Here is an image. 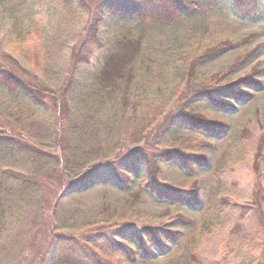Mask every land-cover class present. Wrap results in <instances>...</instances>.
Listing matches in <instances>:
<instances>
[{
    "label": "rangeland",
    "instance_id": "rangeland-1",
    "mask_svg": "<svg viewBox=\"0 0 264 264\" xmlns=\"http://www.w3.org/2000/svg\"><path fill=\"white\" fill-rule=\"evenodd\" d=\"M103 8V0H0L2 65L56 93L73 79L68 113L50 96L38 104L0 85V130L13 122L21 146L0 149V179L15 188L2 193L11 195L0 215V264H89L83 251L104 264H264V0H257L255 17H241L230 3L215 0L168 22L108 11L102 19ZM123 38H139L141 53L132 64V83L113 92L98 75ZM195 50L212 55L197 75L230 72L244 58L230 79L250 74L262 87L234 111L204 110L206 119L225 128L222 136L181 127L158 138L161 118L143 129L149 106L176 108L185 87L183 57ZM123 96L130 102L124 104ZM148 140L161 150L208 158L210 166L193 174L177 165L161 167L163 182L176 189L188 193L199 184L200 207L158 201L140 177L130 179L128 188L101 183L69 189L89 167L114 163ZM22 176L32 179L28 186L20 184ZM147 227L179 230V240L168 243L167 253L142 261L122 231L142 237Z\"/></svg>",
    "mask_w": 264,
    "mask_h": 264
},
{
    "label": "trees",
    "instance_id": "trees-1",
    "mask_svg": "<svg viewBox=\"0 0 264 264\" xmlns=\"http://www.w3.org/2000/svg\"><path fill=\"white\" fill-rule=\"evenodd\" d=\"M213 1L215 0H103V5L107 9L103 8L101 18L103 19L104 17V11H108L114 16H139L144 18L146 15H150L156 17L159 21L168 22L174 21L178 17L193 15L202 4ZM217 1L230 3L234 12L241 17H255L258 15L257 0ZM93 25L95 27H91L94 31L92 39L94 38L93 40L97 42L99 41L97 38L99 26L97 22ZM140 43L139 38H123L120 42V49L107 57L98 75L100 84L104 88H107L106 90L114 92L121 87L122 82L126 84L132 83L135 74L132 64L137 55L139 56L141 53ZM188 56L183 57V68L180 70V76L181 83L185 81V87L177 99L178 105L176 108L166 111L167 108L160 103L149 106L148 117L144 118V121L147 120V123L143 124V129H146L151 123L161 118L157 126L160 135L158 138L164 137L176 128L181 127L202 135L222 136L226 131L225 128L218 127L206 119L204 110L234 111L236 103L240 104L247 101L251 97L252 91L262 87L263 83L253 78L250 74L237 80L230 79V74L234 72V69L244 63V58H239L232 65V68H230V72L202 77L197 75L198 68L212 55L208 51L198 54L195 50L191 57ZM87 60V58H82L80 62H86ZM2 64L0 57V85L6 87L11 94L28 98L38 104H47L46 99L50 96L54 98L55 106L60 112L68 113L70 111L69 95L73 86L72 78H69L62 90L56 93L47 89L41 82L27 80L22 75L8 70L9 68L6 69L3 66L4 64ZM253 73L255 75L257 70L253 69ZM178 87L176 86V88ZM176 95L178 94L175 93L173 97ZM122 99L124 104L130 102L129 96H123ZM13 129H16V127L11 122L10 127L7 126L5 129L0 130V149L12 151L16 148L21 150V146L17 147L16 144L19 132H13ZM206 144L204 142V145ZM21 145L23 148L28 149V151L31 148V146L25 147L24 144ZM157 146L148 140L142 148L127 150L120 154L119 157L113 158L114 163L106 162L102 168L100 166L89 167L90 169L88 168L82 176L80 175L74 179V183L69 189L73 192H78L101 183H111L114 186L128 188L130 179L140 177L143 189L156 200L169 203H182L193 208L200 207L202 205V196L199 184L193 186L188 193L176 189L163 182L161 167L163 163L177 165L185 173L193 174L197 169H204L210 166L208 158L200 153L191 154L178 148L161 150ZM22 177L20 184L28 186L32 179L25 176ZM22 186H18V189ZM220 186L221 182L215 187L213 198L216 197V191ZM14 189L4 187V183L0 179V215L3 214L6 202L10 200L11 195H2V193L11 192ZM259 197L260 194L257 192V195H255V206L258 209L261 207ZM213 198L210 197L208 201H212ZM143 230L145 234L142 237H139L138 233L134 231L128 232L129 234L126 231H122L126 235L124 238L133 246L132 252L134 256L142 261H148L158 254L167 253L168 243L179 240V230L164 228L149 229L148 227ZM144 238L146 241L143 244ZM102 242L107 243L105 239ZM92 243L96 248L101 247V241L96 238L92 240ZM58 244L56 241L57 246ZM116 244L124 248L122 244ZM82 254L85 260H90L89 264H104L100 259H95L85 251Z\"/></svg>",
    "mask_w": 264,
    "mask_h": 264
}]
</instances>
